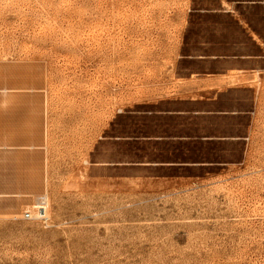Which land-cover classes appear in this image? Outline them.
I'll return each mask as SVG.
<instances>
[{
	"label": "rangeland",
	"instance_id": "374dc122",
	"mask_svg": "<svg viewBox=\"0 0 264 264\" xmlns=\"http://www.w3.org/2000/svg\"><path fill=\"white\" fill-rule=\"evenodd\" d=\"M262 11L236 0H0V264H264V70L246 82L241 154L201 145L199 160H230L165 178L145 165L168 156L145 141L157 130L151 103L184 81L201 45L264 44ZM215 121L225 124H201ZM42 198L45 217L25 220Z\"/></svg>",
	"mask_w": 264,
	"mask_h": 264
},
{
	"label": "crops",
	"instance_id": "0c3cea01",
	"mask_svg": "<svg viewBox=\"0 0 264 264\" xmlns=\"http://www.w3.org/2000/svg\"><path fill=\"white\" fill-rule=\"evenodd\" d=\"M236 2L264 4V0ZM216 12L230 14L234 20L251 15L240 10L237 14L236 10ZM262 12L253 14L264 18ZM201 46L202 52L185 59L193 68L179 76L184 81L171 82V93L151 103V109L146 112L148 117H155L157 128L155 133H146V143L161 145L163 150L168 147L167 157L145 163L159 178L178 176L184 170L204 169L205 166L230 160L229 157L199 160L196 157L198 146L220 145L222 147L218 148L217 154L227 156L234 152L232 145L239 147L238 154L246 145L250 121L249 99L255 94L254 85L246 82L254 83L255 75L259 76L264 70V44L249 36L245 43L224 45L217 42L209 47ZM224 99H229L231 104L220 105ZM210 119L225 124H219V121L201 124Z\"/></svg>",
	"mask_w": 264,
	"mask_h": 264
},
{
	"label": "built area",
	"instance_id": "2783aa9c",
	"mask_svg": "<svg viewBox=\"0 0 264 264\" xmlns=\"http://www.w3.org/2000/svg\"><path fill=\"white\" fill-rule=\"evenodd\" d=\"M40 203L37 204L33 210H24L22 213V217L25 220H33V219H42L45 217L46 214V208H45V202L44 199H40Z\"/></svg>",
	"mask_w": 264,
	"mask_h": 264
}]
</instances>
